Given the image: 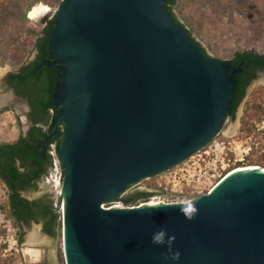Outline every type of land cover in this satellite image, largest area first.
<instances>
[{"label": "water", "instance_id": "95a60500", "mask_svg": "<svg viewBox=\"0 0 264 264\" xmlns=\"http://www.w3.org/2000/svg\"><path fill=\"white\" fill-rule=\"evenodd\" d=\"M165 1L64 0L39 20L56 16L44 64L59 71L58 112L42 146L62 125L66 264H264L260 167L191 202L103 207L204 149L232 110L241 68L203 53ZM1 82L3 108L18 95Z\"/></svg>", "mask_w": 264, "mask_h": 264}, {"label": "rangeland", "instance_id": "374dc122", "mask_svg": "<svg viewBox=\"0 0 264 264\" xmlns=\"http://www.w3.org/2000/svg\"><path fill=\"white\" fill-rule=\"evenodd\" d=\"M8 1L0 0V3ZM199 1H203L204 5L194 19L187 10L182 12L178 10L181 2L176 6V15L191 30L193 37L206 49L207 54L223 61L230 60L236 52L240 51L264 55V0H231L221 3L215 0ZM41 6L48 8L49 11L46 13L48 9H45L39 20L50 12L54 15L58 9L57 6L51 8L45 4H39L32 8L29 12L30 24L39 30L45 25L33 18L31 14L35 8ZM34 57L35 52L31 53L28 61H32ZM1 70L4 72L2 73ZM14 71L15 68L10 64L0 66V95L3 94L1 80L6 79V76ZM262 77L264 74L259 80ZM250 86V92H247L237 110L236 119L234 121L227 120L221 133L201 150V152L209 150L210 154L202 157L197 156L190 162H186L189 166L186 163L181 164L170 172L143 180L129 188L123 195L136 189L158 187L164 190L165 194L161 196L166 202L186 203L208 194L229 174H227L228 171L237 167L234 166L237 161V163H241L240 167L263 168L256 163L251 165L248 159L255 161L264 155V114L261 122H257V131L254 135L245 137L241 131L244 118L254 111L253 92L261 87L264 88L262 83ZM28 110L27 103L17 98H14L8 106L0 108V143L13 142L21 132L25 133L31 125L26 116ZM215 141L216 143H213ZM175 172L178 173L176 183L180 182L177 187H173ZM45 185V183H41L39 191L26 193L24 196L30 200L42 197L45 194L47 186ZM48 189L53 193L51 187ZM7 200L6 185L0 181V264H66L63 252V223L55 237L44 233L42 224L32 223L21 230L16 222L8 216L9 209L3 208L6 206ZM150 200L152 199L148 201ZM114 206L126 208L120 201L105 204L104 208L110 209ZM61 217L63 219V214ZM36 233V239L29 241Z\"/></svg>", "mask_w": 264, "mask_h": 264}, {"label": "trees", "instance_id": "16d2710c", "mask_svg": "<svg viewBox=\"0 0 264 264\" xmlns=\"http://www.w3.org/2000/svg\"><path fill=\"white\" fill-rule=\"evenodd\" d=\"M64 0H9L0 3V66L10 64L15 71L6 76V82L13 88L18 96L28 100L30 106V127L26 134L20 133L13 142L0 143V181L7 188L8 216L19 226L24 221L28 226L31 222L43 224L44 231L51 237H55L62 227L61 213L55 209L54 193L45 187V194L35 200H28L21 196L22 191L40 190L41 183H45V176L51 169L52 159L49 155V144L44 147L47 138L52 134V119L57 114L58 108L52 103L57 84L59 71L57 67L45 65L50 59V37L55 27L54 16L41 29L31 26L29 12L39 4L49 7H60ZM219 3L231 0H215ZM181 2L178 10H187L194 19L202 10L203 1L199 0H166L165 9L173 17L174 21L182 25L190 37L195 41L191 30L176 15V6ZM199 44V43H198ZM200 45V44H199ZM201 46V45H200ZM202 52L207 54L201 46ZM36 53V58L28 61L31 53ZM226 61V60H224ZM232 69L241 68L236 74L235 94L232 101V110L227 119L233 120L240 104L246 96V89L256 76L255 70L264 69V56L254 52L240 51L227 60ZM254 111L246 115L242 122L241 131L245 137L252 136L257 131V122H261L264 114V88L255 90L252 94ZM62 125L59 133L54 135L51 142L62 143ZM248 162L256 163L264 168V155L258 160ZM236 163L234 169L240 167ZM232 169V170H234ZM232 170L228 171L230 173ZM165 194L158 187L136 189L131 193L122 195L119 199L126 207H133L139 203L147 202L150 198ZM59 198L58 203H60ZM108 202L107 204H109ZM62 256V250L60 249Z\"/></svg>", "mask_w": 264, "mask_h": 264}, {"label": "built area", "instance_id": "2783aa9c", "mask_svg": "<svg viewBox=\"0 0 264 264\" xmlns=\"http://www.w3.org/2000/svg\"><path fill=\"white\" fill-rule=\"evenodd\" d=\"M213 143H216V141L213 142ZM217 146H219L218 143H217ZM57 148H58L57 143L50 142V144H49V151L48 152H49V155L51 156V159H52V166H51V169L48 172V174L45 176L44 182H45V184L48 187H51V189H53L54 198H55V209H57L60 213L63 214V209H64V201H63V198H62L63 169H62V165H61L60 159L58 157ZM210 149H211V147H210ZM208 154H210V151L209 150H204L203 152L199 151L198 153H196L195 155H193L191 158H189L187 161H185L182 164H185L186 162H190L191 160H193L197 156L202 157L203 155H208ZM241 160H243V159H241ZM186 165L189 166L188 163H186ZM177 167H175V168H177ZM184 169H180V170H184ZM172 170H170V171H172ZM170 171H167V172H170ZM177 174H178L177 172L174 173V183H173V187H177L179 185V183H180V182L179 183H176ZM165 190L167 191V188L166 187H165ZM59 198H61L60 203H58ZM150 199H152V200H150V201H148L146 203H142L140 206H144V205L148 204L151 201H155V202H158V203L162 202L165 205L166 204H179V203H174V202H166L163 199V196H161V195L152 197ZM187 202H191V201H187ZM140 206H138V207H140Z\"/></svg>", "mask_w": 264, "mask_h": 264}, {"label": "flooded vegetation", "instance_id": "af4514ba", "mask_svg": "<svg viewBox=\"0 0 264 264\" xmlns=\"http://www.w3.org/2000/svg\"><path fill=\"white\" fill-rule=\"evenodd\" d=\"M197 42V41H196ZM254 53H256V52H254ZM258 54V53H257ZM263 55V54H262ZM264 56V55H263ZM36 58V53H35V57H34V59ZM57 59V54H52V60L53 61H55ZM47 60H49V59H47ZM46 60V61H47ZM229 64V63H228ZM230 65V64H229ZM58 66L60 67L61 65H59L58 64ZM231 66V65H230ZM233 70V69H232ZM255 72H256V76H255V78L252 80V82H251V84L256 80V79H258V77L260 76V74H264V69H262V70H255ZM250 84V85H251ZM249 85V86H250ZM249 86L247 87V89H246V94H247V90H248V88H249ZM18 99H21V100H23V101H25L26 103H27V105H28V108H29V110H28V112H27V119L29 120V113H30V106H29V103H28V100L26 99V98H24V97H21V96H18ZM236 115H237V113H236ZM236 119V116H235V118L232 120V121H234ZM227 120H229V119H226V121ZM231 120V119H230ZM29 122H30V120H29ZM29 129V128H28ZM28 131V130H27ZM30 192H33V191H31V190H28V191H22L21 192V196L23 197V198H25V199H28L27 197H25L24 196V194H26V193H30ZM28 200H30V199H28ZM31 201V200H30ZM32 223H35V222H31L30 223V225L32 224ZM43 225V224H42ZM26 227H28V225L24 222V221H21L20 223H19V228H21V230H24ZM44 233H46L45 231H44ZM47 234V233H46ZM48 235V234H47ZM50 236V235H49Z\"/></svg>", "mask_w": 264, "mask_h": 264}, {"label": "bare ground", "instance_id": "6f19581e", "mask_svg": "<svg viewBox=\"0 0 264 264\" xmlns=\"http://www.w3.org/2000/svg\"><path fill=\"white\" fill-rule=\"evenodd\" d=\"M45 9H48V8H45V7H43V6H41V7H39V8H35L34 9V11L32 12V17L33 18H35V19H37V20H39V18L43 15V12H45ZM47 11H49V9L48 10H46V13H47ZM1 72L3 73L4 72V70H1ZM258 83H262V84H264V77H262L260 80H258L257 81ZM10 97H2L1 98V101H0V105L2 104V103H6V101L9 99ZM243 168H257L256 166H251V167H239V168H236L235 170H233V171H231L230 173H232V172H234V171H237V170H239V169H243ZM263 169V168H262ZM229 173V174H230ZM228 174V175H229ZM227 176V175H226ZM224 179V178H223ZM222 179V180H223ZM153 202H155V201H151V202H149L148 204H146V205H150V204H152ZM155 203H158V202H155ZM36 237H37V233L36 234H33L32 235V239L29 237V239H31V240H29V241H34L35 239H36Z\"/></svg>", "mask_w": 264, "mask_h": 264}]
</instances>
